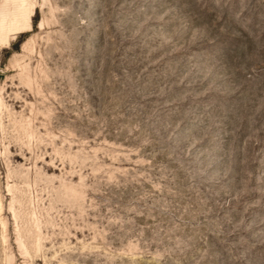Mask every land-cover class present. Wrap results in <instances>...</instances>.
<instances>
[{
  "label": "rangeland",
  "instance_id": "rangeland-1",
  "mask_svg": "<svg viewBox=\"0 0 264 264\" xmlns=\"http://www.w3.org/2000/svg\"><path fill=\"white\" fill-rule=\"evenodd\" d=\"M0 264H264V0H0Z\"/></svg>",
  "mask_w": 264,
  "mask_h": 264
}]
</instances>
